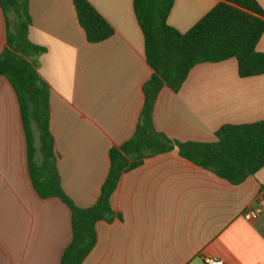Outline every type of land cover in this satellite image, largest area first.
I'll use <instances>...</instances> for the list:
<instances>
[{
  "label": "crops",
  "instance_id": "obj_1",
  "mask_svg": "<svg viewBox=\"0 0 264 264\" xmlns=\"http://www.w3.org/2000/svg\"><path fill=\"white\" fill-rule=\"evenodd\" d=\"M113 28L91 44L72 0H29V41L45 49L37 72L49 87V132L62 191L91 207L109 170L108 151L128 141L152 70L132 0H87ZM222 0H174L167 24L189 30ZM264 14V0H255ZM6 23L0 7V53ZM256 50L264 53V32ZM264 120V74L240 78L234 59L194 66L179 90L162 88L151 123L173 142L209 143L222 125ZM264 193V166L238 185L181 158L178 149L145 158L120 175L110 222L95 223L96 243L82 264H264V211L243 214ZM71 214L58 198L40 199L28 175L27 145L14 91L0 76V264H59Z\"/></svg>",
  "mask_w": 264,
  "mask_h": 264
},
{
  "label": "trees",
  "instance_id": "obj_2",
  "mask_svg": "<svg viewBox=\"0 0 264 264\" xmlns=\"http://www.w3.org/2000/svg\"><path fill=\"white\" fill-rule=\"evenodd\" d=\"M29 0H0L5 17V47L0 53V76L12 87L27 145L28 175L40 199L58 198L71 214V241L59 264H82L96 243L95 223L110 222L109 197L120 175L145 158L178 149V154L232 185L264 166V120L222 125L209 143L173 142L155 131L151 114L159 91L176 93L190 70L202 63L234 59L240 78L264 74V53L256 50L264 32V14L255 0H222L189 30L180 33L167 24L174 0H132L143 37V52L152 74L143 86L144 104L133 136L108 151L109 170L96 202L79 208L62 191L54 164L49 132V87L37 72L36 58L45 49L31 43ZM78 25L88 43L113 35V28L87 0H72ZM11 16L13 19H11Z\"/></svg>",
  "mask_w": 264,
  "mask_h": 264
},
{
  "label": "built area",
  "instance_id": "obj_3",
  "mask_svg": "<svg viewBox=\"0 0 264 264\" xmlns=\"http://www.w3.org/2000/svg\"><path fill=\"white\" fill-rule=\"evenodd\" d=\"M264 211V193L257 196L254 202V207L249 209L243 214L245 221H254L257 219ZM206 264H222L220 261L205 259Z\"/></svg>",
  "mask_w": 264,
  "mask_h": 264
},
{
  "label": "rangeland",
  "instance_id": "obj_4",
  "mask_svg": "<svg viewBox=\"0 0 264 264\" xmlns=\"http://www.w3.org/2000/svg\"><path fill=\"white\" fill-rule=\"evenodd\" d=\"M11 19H13V17L11 16Z\"/></svg>",
  "mask_w": 264,
  "mask_h": 264
}]
</instances>
